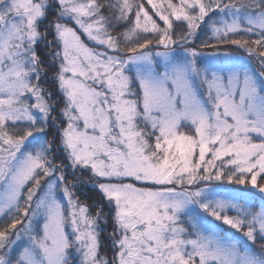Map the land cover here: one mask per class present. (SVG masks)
Masks as SVG:
<instances>
[{"label":"snow or ice","instance_id":"6c2138e0","mask_svg":"<svg viewBox=\"0 0 264 264\" xmlns=\"http://www.w3.org/2000/svg\"><path fill=\"white\" fill-rule=\"evenodd\" d=\"M0 264H264V0H0Z\"/></svg>","mask_w":264,"mask_h":264}]
</instances>
